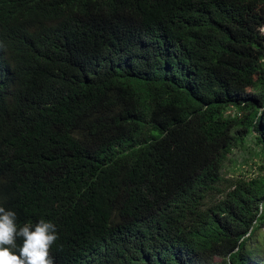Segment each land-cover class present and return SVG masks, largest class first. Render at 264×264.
Instances as JSON below:
<instances>
[{
    "label": "trees",
    "instance_id": "obj_1",
    "mask_svg": "<svg viewBox=\"0 0 264 264\" xmlns=\"http://www.w3.org/2000/svg\"><path fill=\"white\" fill-rule=\"evenodd\" d=\"M263 26L264 0H0V206L57 226L55 264H264Z\"/></svg>",
    "mask_w": 264,
    "mask_h": 264
},
{
    "label": "clouds",
    "instance_id": "obj_2",
    "mask_svg": "<svg viewBox=\"0 0 264 264\" xmlns=\"http://www.w3.org/2000/svg\"><path fill=\"white\" fill-rule=\"evenodd\" d=\"M17 238L22 239L19 247ZM58 238L52 221L18 226L16 213L0 206V264H55L50 250Z\"/></svg>",
    "mask_w": 264,
    "mask_h": 264
},
{
    "label": "rangeland",
    "instance_id": "obj_3",
    "mask_svg": "<svg viewBox=\"0 0 264 264\" xmlns=\"http://www.w3.org/2000/svg\"><path fill=\"white\" fill-rule=\"evenodd\" d=\"M262 30H263V32H264V26H263V28H262ZM244 154H247V153H244V152H242V151H240L239 149H235L234 151H233V153L231 154V156H230V160H228V162H227V170L229 169V168H231L232 170L234 169V166L236 165V164H239L243 159H245V157L247 156H245ZM228 173V176H230L231 174H235V173H237L238 174V172H236V171H227ZM249 174H251L252 172H248ZM264 247V246H263ZM263 258V260H264V256L262 257Z\"/></svg>",
    "mask_w": 264,
    "mask_h": 264
}]
</instances>
